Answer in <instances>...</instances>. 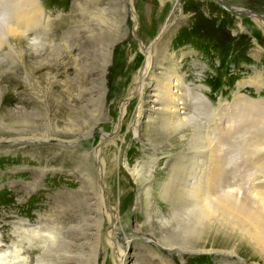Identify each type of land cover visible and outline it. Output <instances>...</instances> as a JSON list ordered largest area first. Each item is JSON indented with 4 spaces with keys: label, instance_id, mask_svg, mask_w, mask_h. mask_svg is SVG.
Returning <instances> with one entry per match:
<instances>
[{
    "label": "rangeland",
    "instance_id": "374dc122",
    "mask_svg": "<svg viewBox=\"0 0 264 264\" xmlns=\"http://www.w3.org/2000/svg\"><path fill=\"white\" fill-rule=\"evenodd\" d=\"M208 1L221 6L218 0ZM41 2L45 15L35 16L36 23L21 36L19 43L13 42L14 49H8L7 35L0 40V254H3L0 260L4 264H111L107 258L109 250L106 249V242L113 240V245L119 243L117 247L124 248L128 237L135 249L127 248V255L130 259L136 258L137 264H161L158 261L160 258L164 264H185L181 263L178 254L184 255L187 264H222L218 260L222 258L230 260L225 264H240L237 258L215 255L211 249H195L185 245L181 246L182 250L173 245L184 242L180 237L177 239L172 236L173 230L169 223L158 227L154 221L145 220L143 210L147 196L140 189L152 182L155 191L151 194L157 196L159 188L166 182L169 167L183 154H189L188 159H192L191 175L198 174L206 161V147L209 149L204 133L211 122H217L218 135H213L211 141L220 157L219 169L223 178L220 188H231V192L240 197L242 202L249 200V203H245L254 204L253 187L264 176V170L260 171V165L264 164V149L261 152L253 147L252 140L256 134L252 129L253 124L260 128L259 131L264 129V89L258 94L252 85L264 82V29L257 18L264 16V0H243V5L232 2L234 7H243L245 11L240 9L241 13L226 15L230 20V24L225 26L229 38L226 42L219 39L217 31L205 33L201 32L204 31L201 26L193 27L191 17L197 13L206 22L212 21L213 25L210 26L216 30L218 23L217 19L204 14L200 7L188 3L172 9L173 0L166 1L163 8L159 0H133V9L137 10L135 22L139 25L138 32L131 30L129 34L128 31L129 35L121 38L127 30V20L130 25L133 20L132 16L127 19L122 0H107L103 3L96 0L95 3L94 0ZM2 8H7L6 3L0 5ZM9 8L16 11L18 6L10 4ZM22 9L29 11L30 5L24 3ZM58 16L60 23L54 31L72 27V40L76 39L74 44L77 49L74 57L76 63L66 67L62 61L59 77L55 78L53 64L56 59L61 60L64 53L48 41L51 34L46 27V19L56 22ZM168 20L172 33L168 37H172L174 49L179 53L191 54L184 59L188 83L196 85L192 87H196L195 91L199 94L205 89L198 86L207 88L204 93L213 106L209 108L200 97L192 95L191 102L195 103L199 112L194 115H197L196 118L200 116V119L191 121L192 127L189 123L186 126L188 128L182 127L183 130L176 127L166 130L164 126L158 125L150 136L145 134L144 129L139 141H134L132 133L127 134L124 145L122 137L126 139L130 114L135 112L132 106L137 102L136 99L129 102L128 113L123 118V102L135 88L132 81L126 80H130V71L137 70L139 62L145 59L142 43H149L150 38L157 39L163 22ZM239 22L242 23V29L238 41L234 29ZM193 30L200 33L195 38ZM161 46L158 50L163 48ZM108 47L112 48V54L104 82L107 86L105 99L110 119L100 121L98 118L102 115L104 100L94 103L91 97L88 101L84 97L85 90L100 88V78L93 77L92 82L84 76L91 71H103ZM156 50H153L152 55L155 58L159 57ZM74 65L81 67L80 70H76ZM57 80L59 88L53 89ZM57 90L67 91L60 100L69 99L70 102H62L61 107L64 116L67 115L65 112L72 113L73 122L66 130L63 127L65 120L59 126L55 125L56 102L54 97L52 100V93ZM63 119L60 117V120ZM198 120L204 123H200L202 128ZM121 121V129L117 132L115 130ZM90 129L94 134L88 136ZM224 129L228 131L225 133L227 137L221 138ZM183 131H186L187 138L180 134ZM103 133L113 137L102 145ZM45 136L50 137L49 146H40L43 142H33ZM17 140L25 141L26 145L11 148ZM58 140H72L77 144H74V149H66L60 146ZM111 141L120 145L117 170L122 178L112 176L108 187L103 186L108 190V203L114 205L120 199L121 224L114 233L109 230L113 223H109L103 210L98 208V199L94 200L95 205L91 207L87 200L89 195L95 198L96 193L94 182L90 180L94 175L91 159L87 160L85 167L79 162L80 155L91 154L99 146L105 148L103 154L106 159L109 158L116 150L113 144L105 147ZM67 151H73L76 155H70ZM127 160L132 162V166L137 162L143 166L141 180L137 183L133 173L125 167ZM108 166L109 170L114 169L111 164ZM69 172L79 173L80 181L70 177ZM34 175L37 179L42 177L40 182H43V187L39 190ZM66 191L67 196H58L56 199V194ZM49 196H53L51 200ZM55 227L62 231L58 232L65 239L61 236L63 241H58L52 252L43 255L41 246L37 245L39 235ZM112 252L114 255L115 251ZM241 253L244 255L243 251ZM245 256L248 258L245 257L244 264H263L259 256H250L249 253H245Z\"/></svg>",
    "mask_w": 264,
    "mask_h": 264
},
{
    "label": "bare ground",
    "instance_id": "6f19581e",
    "mask_svg": "<svg viewBox=\"0 0 264 264\" xmlns=\"http://www.w3.org/2000/svg\"><path fill=\"white\" fill-rule=\"evenodd\" d=\"M96 1L103 3L107 0H96ZM122 1L124 4V9L126 10L127 13V19L130 16H132L133 20L130 21L131 25L127 20L128 23L127 30L125 31V34L121 33L123 34L121 38H123L124 35L128 36L131 30L137 33L138 32L137 30L139 28V25L135 22L137 18L136 16L137 10L133 9V0H122ZM166 1L168 0H159L161 8L164 7ZM218 1L221 6L215 5L208 0L205 1L173 0L171 6L172 9H176L177 6L183 5L184 3H188L200 7L203 10L204 14L214 19H217L216 24L218 23V25L216 26L218 29L216 30V28H212L214 27V26H210V24H212V21L210 23L206 22L204 18H201L197 12H196L197 14L192 15L191 17L192 20L190 23L194 24L193 26L194 28L201 26L204 29V31L200 30L201 32L214 33L217 31L218 34H220L219 39L222 40L223 42H226L229 41V38H228V33H226L225 26L230 24V20L226 15H228V13H230V15L238 14L241 13V10L245 11L243 7H239V6L234 7L232 5V2L236 3L235 5L237 4L243 5L244 2L243 0H218ZM24 3H28L30 5L29 11H25L22 9V4ZM93 3H95V0ZM10 4L13 7L18 6V9L16 11H13L12 26L7 30L6 33L7 35L6 45L8 46V49H10V47L13 48V42L19 43L21 36H24V33L27 32V30H30L31 27H33V24L36 23L35 21L36 15L39 16L45 15V11L41 0H11L10 3L6 1L7 8H9ZM100 10L102 12V9ZM97 13L98 11H96V14ZM257 18L261 20L258 23L260 27L264 29V16L260 15L257 16ZM46 23H47L46 27L49 28L51 34L50 36L51 38L48 41L53 42L58 47V51L64 53V57H62L61 60L56 59L55 60L56 63L53 64L55 71V78H56V76H58L60 73L59 69L61 67L62 61L65 62L66 67L73 65V63H76V60L74 58L76 54L75 49H77V45L74 44V41L76 39L74 38L75 40L74 41L72 40L73 39L71 34L72 27H67L62 31L61 30L57 32L54 31V29L60 23V16L56 18V22L54 21L52 22L49 19H46ZM48 23H50L49 26ZM163 24L164 25L161 26L157 39H155V37L150 38L151 41L149 43L146 44L142 43L143 46L141 47V50L145 54V59L142 62L141 61L139 62L138 64L139 67L137 70L130 71V80L129 79L126 80V82L132 81L135 85V88L126 97L124 101L125 103L123 102V106H122L123 118L124 115H127L128 113L127 106L129 102L132 99H136L137 102L135 105L132 106V111L135 110V112L134 114L133 113L130 114L131 120L128 123V130L125 134L126 139H123L122 137V141L124 142V145L126 144L127 141V134L132 133V135L135 137L134 141H139L138 138L141 137L140 134L144 129H146L145 134H149L148 136H150L152 135L156 127H158V125L164 126L163 128H166V130L167 128H171V127H176L178 129L179 128L182 129V127H184L185 129L188 128L186 126H189V123H191V121H194L195 119L196 120L200 119V116L199 118H196L195 116L197 115H194L197 113L199 114V112L196 106L194 105L195 103L191 102L190 98L192 95L200 97L204 103L209 105V108H212L211 105L213 106L210 99L204 93V91H207V88H204V86H198V88H201L202 90L205 89L204 91H202L201 94H199L195 91L197 86L192 83H188L187 74L184 71L185 69L184 59L187 57V55L189 56L191 54L190 53L186 54L182 52L179 53L174 49L172 37H168L170 36V34H172L169 31L170 28L169 20L166 21L165 23L163 22ZM133 25L135 26L132 28ZM241 29H242V23L239 22L236 24V28L234 29V33H237L236 37L238 41L241 39L238 38L240 36L239 32L241 31ZM128 31L129 34H127ZM198 34L200 33L197 30H193L194 38ZM160 45H162L161 47L163 48H161V50L159 48L158 50V47H160ZM256 46L258 45L256 44ZM155 48H157L156 52L159 54V55L156 54L159 56L156 58L152 56L154 54L153 50ZM105 53H106L107 63L103 66L102 68L103 71L101 72L91 71L86 76H84L85 79H90L92 82L93 79L97 77L100 78L99 81L101 82V84L99 86L101 89L96 87V89L94 88L92 90H85V94H84V97H87L86 99L87 101L89 100L88 98L90 97H91L90 100L94 101V103L99 100H104L103 101L104 109L100 117L101 119L98 118L100 121L101 120L108 121L110 119L107 108L108 106L106 104L107 101L105 99L107 86L105 85L104 81H105V77L108 74V64H109V58L112 54V48L108 47ZM77 56L78 55H76V57ZM87 61L89 62L90 60ZM74 67L76 70H80L81 68V67L79 68L78 65H74ZM58 80L53 84V89L59 88ZM254 81L255 80H252V82ZM252 85L256 89V92L258 94H261V91L264 89V82L261 81L259 84H256L255 82ZM192 86H196V87L193 88ZM66 92L67 91L57 90L52 93V100L54 97V101L56 102V109L54 115V117L56 116L55 125L59 126V124L61 122L63 123L65 120V123H63V127L65 130L68 129L67 127H69L73 122L72 113H70L67 110L68 112H65V114L67 115L64 116L63 113L64 111L61 108L62 102H65V104L66 103L70 104L69 99L60 100L61 97L63 98L65 97L62 95H66ZM242 96L245 97V95ZM81 97L84 98L83 94H81ZM206 104H204L205 107L207 106ZM209 108L207 107V109ZM215 116L217 115L215 114ZM60 117H64V119L60 120ZM128 117L127 119H129ZM198 122L199 124L201 123V121L199 120ZM213 123L211 122L210 125L206 123L208 127L206 128V133H204V135L205 134L207 135L205 140L209 143L208 144L209 149L206 147V151H205V153L207 154L206 161L202 164L201 170L198 174L191 175L193 170L192 159H188L189 154L187 155L183 154L182 156L181 155L178 156L176 162L169 167L166 182H164L162 187L159 188V192L157 196L155 194L154 195L151 194V192L155 191L152 182H150L146 187H141L140 190L143 191L147 196L146 207L143 210L145 220L148 219L154 221L153 223L158 227H160L165 223H169L173 230V233H171L173 234L172 236H174L177 239L180 237L182 239V242H184L180 244L179 243L173 244L176 245L177 247L181 248V246L191 245L189 248L203 249V250L211 249L212 250L211 252L215 253V255L222 254L224 256L237 258V262H239L240 264L245 263L246 260L245 257L248 258V256H245V253H249L250 256L251 254H253V256H259L263 260L262 263L264 264V176L260 177L259 181L255 179L258 184L255 182L256 185L254 184L255 186L253 187V191H252V194L255 197L254 204H247L249 203V200H247L248 202L247 201L242 202L240 197L236 196L234 192H231V188L229 189L220 188V186L223 183L222 174L219 169V165H221L220 157L217 155L216 150H214L215 148L217 149V147L214 146V143H212L211 141L213 135L215 134L218 135L217 133L218 124L217 122L215 124ZM121 125H122V121L115 131L118 132L121 129ZM191 125L192 123L190 124V127H192ZM256 126L257 125L254 124L252 126V129L254 128V130L256 131V134L252 139L253 147L257 148L258 150L260 149L259 151L262 152V150L264 149V129L259 131L260 128ZM91 130L92 129H90L89 132L87 133L88 136L94 134ZM222 132L223 133L220 134L222 135L221 138L227 137V134L225 133H228V131L224 129ZM180 134L182 135V137L187 138L186 131L180 132ZM102 135L104 137L102 145L106 143L107 140H111L110 138L113 137L110 136V134L108 135L103 133ZM143 135L144 134H142V136ZM49 138L50 137L45 136L42 139L39 138L37 140H34L33 142L39 144L43 142L42 143L43 145L40 146H46V145L49 146L48 143L50 140ZM24 143L25 141L17 140L14 146H12L11 148L14 147L19 148L20 146L22 147L23 145H26ZM59 144L63 148L74 149V144H77V142H74L72 140L66 142L59 141ZM111 144L115 145L116 150H114L112 156L110 154L109 158L106 159L103 154L105 148L104 149L99 148L100 147L99 146L97 149L93 150L91 154L85 153V155L82 156L80 155L79 162L83 164V166L85 167L87 165V160L89 158L91 159V164L92 166H94V175L92 174L93 177L90 178V180L94 182V185L96 187V193L95 194L93 193L95 195V198L94 196L89 195L87 200L89 202V206L91 207L95 202L94 200L96 198L98 199L99 201L98 205L100 206L97 207L103 210L107 218V221L109 223L110 222L113 223L110 225L109 230L110 233H114V230H116L121 224L120 221L121 213L119 209L120 199H119V203L116 200L114 205L108 203L107 202L108 190L106 188L108 187V181L112 176L115 177L118 176V178L119 177L121 178V175L117 170L118 169L117 159L119 156L118 155L119 152L117 151L119 150L120 145L115 141H111L110 143L106 144L105 147ZM67 152L70 155L71 153L72 155H76V153L73 151L72 152L67 151ZM262 160H264V158H262ZM108 164H111L114 167V169L109 170ZM125 165H126L125 167H128L130 171L133 173L136 183L137 181L141 180V172L143 166L140 165V162H137L134 166H132V162L130 160H127ZM262 166H264V164L260 165L261 172H262L261 169L264 170ZM85 174L84 176H86ZM257 174L258 173H256V175ZM70 175H71L70 177L80 181L79 173L78 174L70 173ZM42 176H44V174ZM41 178H42L41 176H39L38 179L36 178V180L38 181L37 190L43 187V182H40V180H42ZM120 182H122V180H120ZM82 184H84L83 181ZM104 185L106 186V188L103 187ZM59 194L60 195L56 194V199L58 198V196L60 197L64 195L67 196V191L60 192ZM52 197L53 196H49V199L51 200ZM54 201L56 200L54 199ZM145 212H147L146 215ZM55 228H52L51 230L50 228L49 230L46 228L47 233L37 234V235L40 234L38 238L39 244L37 245L41 246L40 250H42V253L44 252L43 255H47V253H50V251L52 252V250H54L53 248L55 247L54 245L58 244V241L61 242V240L63 239L61 237L63 235L62 234L60 235L59 233L62 231H59L60 229L57 230L58 228H56L55 231ZM31 233H36V231L35 232L32 231ZM41 233H43V231H41ZM98 239L100 240V238ZM146 239H148V237H146ZM125 240L126 243L124 244L125 245L124 248H120L121 246L117 247V245L119 246V243H115V245H113L112 244L113 240L106 242L105 244L106 249L109 250L108 252L109 254L107 255V258L110 259L109 261L111 264H137L136 258L130 259L127 255V248L135 249V247L131 243V239L126 237ZM147 247L149 249H152L150 245H147ZM112 251H115L114 255ZM241 251L244 252V255L241 253ZM161 255L164 256L163 253H161ZM132 256H134V253L132 254ZM177 256L180 259L181 263L187 264L188 261H185L184 255L178 254ZM218 260H221L222 264L230 262L228 258H222ZM158 261L161 264L165 263L164 260H162L161 258ZM254 264H258V263H254Z\"/></svg>",
    "mask_w": 264,
    "mask_h": 264
},
{
    "label": "clouds",
    "instance_id": "9594fccd",
    "mask_svg": "<svg viewBox=\"0 0 264 264\" xmlns=\"http://www.w3.org/2000/svg\"><path fill=\"white\" fill-rule=\"evenodd\" d=\"M6 0H0V5H4ZM13 9L2 8L0 9V40L6 38L7 30L12 26ZM34 42V41H33ZM3 254H0L2 256ZM0 264H4L3 260H0ZM15 264V262H13Z\"/></svg>",
    "mask_w": 264,
    "mask_h": 264
}]
</instances>
